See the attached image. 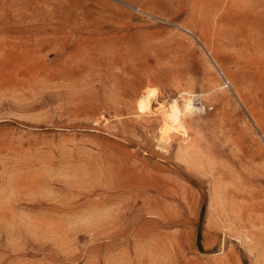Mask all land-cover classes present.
I'll use <instances>...</instances> for the list:
<instances>
[{"label": "rangeland", "instance_id": "rangeland-1", "mask_svg": "<svg viewBox=\"0 0 264 264\" xmlns=\"http://www.w3.org/2000/svg\"><path fill=\"white\" fill-rule=\"evenodd\" d=\"M0 264H264V0H0Z\"/></svg>", "mask_w": 264, "mask_h": 264}, {"label": "bare ground", "instance_id": "bare-ground-1", "mask_svg": "<svg viewBox=\"0 0 264 264\" xmlns=\"http://www.w3.org/2000/svg\"><path fill=\"white\" fill-rule=\"evenodd\" d=\"M190 90L182 89L178 96L173 95L174 97L158 100L159 90L154 86H146L139 95L136 102L138 113L146 114L152 112L159 119L157 128L158 141L167 144L172 140H176L183 147L190 141L189 130L191 128H188L186 118L203 110L202 104L195 100L197 96L202 97L203 93H193ZM155 101L157 102L156 106L153 105ZM191 146L189 145V147ZM188 153L190 152L188 151Z\"/></svg>", "mask_w": 264, "mask_h": 264}]
</instances>
